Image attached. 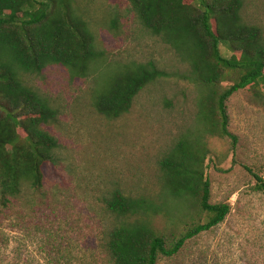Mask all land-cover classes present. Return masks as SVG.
Masks as SVG:
<instances>
[{"label":"rangeland","instance_id":"374dc122","mask_svg":"<svg viewBox=\"0 0 264 264\" xmlns=\"http://www.w3.org/2000/svg\"><path fill=\"white\" fill-rule=\"evenodd\" d=\"M75 6L103 55L85 75L52 65L25 78L57 111L45 129L58 148L43 166L40 190L23 192L17 205L22 226L14 217L1 225L7 241L0 264H111L101 241L114 223L103 200L114 190L152 201L159 209L150 222L166 240L197 219L169 199L158 167L170 148L198 127V88L184 79L188 64L139 23L127 0H76ZM240 13L264 37V0H245ZM219 50L231 56L224 43ZM148 61L166 76L146 85L127 113L115 119L97 113L102 72ZM227 113L237 142L233 147L230 140L205 137V177L211 203H226L230 212L158 264H264V194L254 190L253 177L264 180V96L240 90L227 100Z\"/></svg>","mask_w":264,"mask_h":264},{"label":"trees","instance_id":"16d2710c","mask_svg":"<svg viewBox=\"0 0 264 264\" xmlns=\"http://www.w3.org/2000/svg\"><path fill=\"white\" fill-rule=\"evenodd\" d=\"M127 1L139 23L188 64L184 79L198 88V127L158 161L167 196L187 213L194 211L196 222L166 240L150 222L159 208L149 199L114 190L103 200L114 218L101 241L111 264H158L160 258L177 255L187 241L222 223L230 212L228 204L210 201L205 177L209 152L204 140L218 137L235 146L227 100L249 89L264 96V37L259 27L243 22L240 11L245 0ZM75 3L0 0V228L13 217L19 218L15 225L22 226L24 218L17 205L25 189L40 190L43 166L55 159L58 148L56 138L45 129L57 111L26 83V76L52 65L85 75L102 58ZM221 43L231 51L230 57L221 55ZM164 76L153 61L107 68L101 74L94 108L115 119L129 111L146 85ZM253 177L254 190L264 194V180ZM3 235L0 229V262L7 241Z\"/></svg>","mask_w":264,"mask_h":264}]
</instances>
